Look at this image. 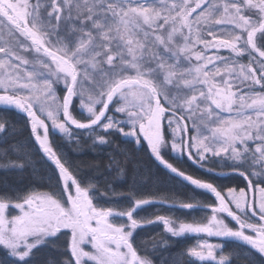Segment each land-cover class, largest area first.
Here are the masks:
<instances>
[{
  "label": "snow or ice",
  "instance_id": "6c2138e0",
  "mask_svg": "<svg viewBox=\"0 0 264 264\" xmlns=\"http://www.w3.org/2000/svg\"><path fill=\"white\" fill-rule=\"evenodd\" d=\"M0 170L39 177L0 188V264H157L154 224L195 238L172 264L264 258V0H0Z\"/></svg>",
  "mask_w": 264,
  "mask_h": 264
},
{
  "label": "trees",
  "instance_id": "16d2710c",
  "mask_svg": "<svg viewBox=\"0 0 264 264\" xmlns=\"http://www.w3.org/2000/svg\"><path fill=\"white\" fill-rule=\"evenodd\" d=\"M9 118L18 121L19 117L16 116L14 113H9ZM65 151L68 153V156L73 161H88L93 159H99V156L96 153L87 152L83 155H77L71 151V149L65 145ZM147 157L143 153H133L129 162V168L132 169L135 167V162L137 160L145 161L147 162ZM180 166L184 168L186 171L194 172L196 174L200 175H206V173L200 172L196 169L194 165H192L189 161L184 160L181 162ZM154 172H156V175L154 177V180L151 184L148 185V187L144 188L143 191L145 193L151 192L157 194V197L163 195V194H169V195H175L179 199L186 200L187 202H193L190 197L193 195L196 196L197 199L204 200L207 199L202 194L196 193L194 194L189 187H186L183 184H180L170 178V176L165 175L163 172H157V170L154 168ZM39 182V177L34 176L31 173V170L26 171L24 173H16V172H5L3 170H0V188L5 187H22L25 184H28L30 182ZM130 182V181H129ZM218 182L228 184V185H234L237 183H241L239 178H222ZM242 186V184H241ZM155 212H160L161 214H169L174 217L180 218V219H187L189 216L191 217H199L202 216V212H192L189 214L188 210L175 208V209H169V208H159V206H146L144 210L141 212V215L144 216H150ZM141 236H156L157 239H160L161 237L168 239L171 247H168L167 249L161 248L159 249L157 253V264H160L162 260H167L168 264H172V260L174 257L178 255V253L184 249L186 246H190L191 244L195 243V238L188 237V238H171L163 231V227L159 224L150 225L147 228H145L141 232ZM228 249H235L237 248V245L234 243H229L226 245ZM41 259H43V254L41 255ZM252 262V264H264V258H261L258 254H254L249 258ZM237 264H246V262L243 260V257L237 262Z\"/></svg>",
  "mask_w": 264,
  "mask_h": 264
},
{
  "label": "rangeland",
  "instance_id": "374dc122",
  "mask_svg": "<svg viewBox=\"0 0 264 264\" xmlns=\"http://www.w3.org/2000/svg\"><path fill=\"white\" fill-rule=\"evenodd\" d=\"M190 162V161H189ZM191 163V162H190ZM159 225H161L162 227H163V225L162 224H159ZM210 239V242H218L217 240H216V238H209Z\"/></svg>",
  "mask_w": 264,
  "mask_h": 264
}]
</instances>
